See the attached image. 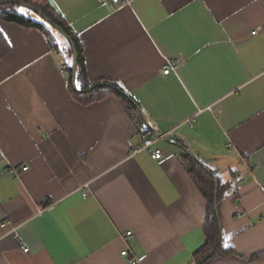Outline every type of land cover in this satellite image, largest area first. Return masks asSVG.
Masks as SVG:
<instances>
[{
    "label": "crops",
    "instance_id": "crops-1",
    "mask_svg": "<svg viewBox=\"0 0 264 264\" xmlns=\"http://www.w3.org/2000/svg\"><path fill=\"white\" fill-rule=\"evenodd\" d=\"M46 1L78 34L89 81L121 84L165 158L133 154L139 129L116 96L74 98L41 30L1 21L0 264H193L208 200L183 142L157 134L232 183L208 264H264V0Z\"/></svg>",
    "mask_w": 264,
    "mask_h": 264
},
{
    "label": "trees",
    "instance_id": "trees-1",
    "mask_svg": "<svg viewBox=\"0 0 264 264\" xmlns=\"http://www.w3.org/2000/svg\"><path fill=\"white\" fill-rule=\"evenodd\" d=\"M4 1H19L34 6L45 18L51 20L56 27L32 10L14 3L3 4ZM0 3V22L16 23L23 27L41 30L49 38L52 49L66 56L67 60L63 63V69L67 75L68 85L75 99L85 105H89L102 101L110 96H116L127 111L135 118L139 134L149 137L154 136L153 130L145 124L139 110L125 96L118 92V90H121L126 93L120 83L110 80H102L97 83H91L89 81L85 66L84 49L78 34L49 2L46 0H0ZM58 28L62 29L71 38L78 52V68L76 73L78 92L73 89L74 55L72 45ZM9 53L10 47L0 31V57H4ZM90 89L92 91L87 92ZM131 98L134 100L133 97ZM185 160L188 172L208 200V216L205 227L206 240L204 245L194 253L193 264H208L214 258L224 254L222 249L223 231L221 226V206L224 199L223 196L228 190L230 191L232 183L224 184L220 176L208 167H203L198 164L191 155L185 156ZM217 190L219 192L218 209L216 207L215 197ZM212 252L213 255L207 259L208 255Z\"/></svg>",
    "mask_w": 264,
    "mask_h": 264
},
{
    "label": "water",
    "instance_id": "water-1",
    "mask_svg": "<svg viewBox=\"0 0 264 264\" xmlns=\"http://www.w3.org/2000/svg\"><path fill=\"white\" fill-rule=\"evenodd\" d=\"M8 3H14V4H18V5H21L22 7H24V8H27V9H30V10H32L33 12H35L36 14H38L41 18H43V19H45L48 23H50V24H52L53 26H55L54 24H53V22L51 21V20H49V19H47V18H45V16L36 8V7H34V6H31V5H28V4H26V3H24V2H19V1H4L3 2V4H8ZM0 5H1V3H0ZM56 27V26H55ZM58 30L69 40V42H70V44L72 45V49H73V55H74V62H73V89L76 91V92H78V89H77V85H76V73H77V68H78V52H77V50H76V47H75V45H74V43H73V41L71 40V38H69L68 36H67V34L62 30V29H60V28H58ZM90 91H92V89H90V90H88L87 92H90ZM118 92L121 94V95H123V96H125L138 110H139V112H140V114H141V116H142V118H143V120H144V122H145V124L149 127V128H151V126H150V124H149V122H148V119H147V117L145 116V114H144V112H143V110L139 107V105L127 94V93H125V92H123V91H121V90H118ZM157 136H159V137H161V136H167V137H176V138H178L179 140H181L182 142H183V144L185 145V147L188 149V151H189V153H190V155L195 159V161L198 163V164H200V165H202L203 167H204V165H203V163L201 162V160L198 158V156L194 153V151H193V149L191 148V146H190V144H189V142L187 141V140H185L184 138H182L181 136H179V135H177V134H157ZM218 196H219V192H218V190H217V192H216V195H215V197H216V207H217V209H218ZM213 255V252L210 254V255H208V257H207V259L209 258V257H211Z\"/></svg>",
    "mask_w": 264,
    "mask_h": 264
},
{
    "label": "built area",
    "instance_id": "built-area-1",
    "mask_svg": "<svg viewBox=\"0 0 264 264\" xmlns=\"http://www.w3.org/2000/svg\"><path fill=\"white\" fill-rule=\"evenodd\" d=\"M103 3L107 4V5H120L122 4V0H101ZM180 64V60H176L174 62H171L169 63L165 69H164V72L163 74L165 75H169L172 71L176 70L178 68ZM140 143L138 146H136L134 149H133V154H136L138 152H141V151H149L152 155V158L155 159V160H158V161H161L165 158V154L162 150L160 149H154V145L157 141L158 138H155V137H149V136H146V135H140ZM28 170V167H23L21 172L23 171H27ZM12 172L16 175V176H19L20 172L17 171L16 169H12ZM2 227H6V224L3 223L2 224ZM126 236L128 238L132 237L133 236V233L130 231V232H127L126 233ZM23 252L25 254H27L29 252V249L26 248L24 246L23 248ZM121 255L123 257H127L130 255V251L128 249H126L125 251H123L121 253ZM134 264L137 263V261H134L133 262Z\"/></svg>",
    "mask_w": 264,
    "mask_h": 264
}]
</instances>
